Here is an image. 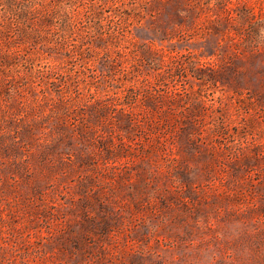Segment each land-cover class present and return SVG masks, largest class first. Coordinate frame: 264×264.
I'll use <instances>...</instances> for the list:
<instances>
[{"label":"rangeland","instance_id":"1","mask_svg":"<svg viewBox=\"0 0 264 264\" xmlns=\"http://www.w3.org/2000/svg\"><path fill=\"white\" fill-rule=\"evenodd\" d=\"M37 1L0 37V264H264V0Z\"/></svg>","mask_w":264,"mask_h":264},{"label":"trees","instance_id":"2","mask_svg":"<svg viewBox=\"0 0 264 264\" xmlns=\"http://www.w3.org/2000/svg\"><path fill=\"white\" fill-rule=\"evenodd\" d=\"M0 6L4 8L3 14H0V18L4 20L2 25L0 23V37L1 35L5 36L6 29L10 28L12 24L11 20L14 19L22 22L25 26L23 30L20 29L21 33L19 34L26 40L32 38L27 29L32 28L33 20L36 19L37 15L42 13V11L58 14L63 8L58 2L53 7L52 5L49 8L42 7L43 4H40L37 0H0Z\"/></svg>","mask_w":264,"mask_h":264}]
</instances>
